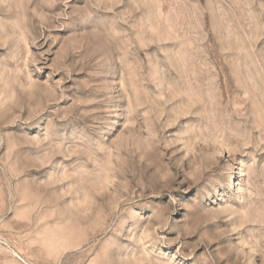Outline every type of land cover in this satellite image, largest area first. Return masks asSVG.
Instances as JSON below:
<instances>
[{"label": "rangeland", "instance_id": "374dc122", "mask_svg": "<svg viewBox=\"0 0 264 264\" xmlns=\"http://www.w3.org/2000/svg\"><path fill=\"white\" fill-rule=\"evenodd\" d=\"M0 264H264V0H0Z\"/></svg>", "mask_w": 264, "mask_h": 264}]
</instances>
